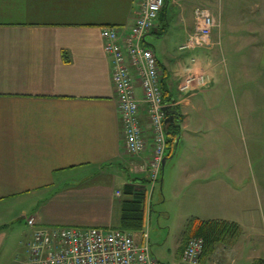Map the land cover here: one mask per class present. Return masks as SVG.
Masks as SVG:
<instances>
[{
	"label": "crops",
	"instance_id": "obj_1",
	"mask_svg": "<svg viewBox=\"0 0 264 264\" xmlns=\"http://www.w3.org/2000/svg\"><path fill=\"white\" fill-rule=\"evenodd\" d=\"M137 1L0 0V204L23 196L35 201L29 213L20 207L9 220H0V225L12 223L7 236L0 230V252L11 243L8 236L14 221L25 220L27 228L18 234L13 248L15 264L17 257H26L31 238L28 217L44 226L122 229L124 185L134 182L142 187V181L148 180L140 168L151 153L146 109L141 101L138 117L147 145L132 155L124 142L112 60L100 36L104 26L115 27L123 36L133 23ZM230 1L236 0H164L144 43L158 59L160 83L171 92L174 115L180 119V138L162 166L160 187L167 160L176 157L167 181L179 220L185 226L191 220L238 223L243 237L241 215L247 207L236 186L234 132L224 114L214 113L236 77L226 72L217 49L221 44L232 49L227 67L241 66L264 94V0L251 5L246 0L251 8L238 14ZM197 6L211 9L218 22L211 44L180 51L178 46L194 31ZM242 26L246 30L239 34L236 29ZM241 48L248 49L240 56L242 61L237 59ZM188 73H203L208 82L198 91L181 92L179 84ZM135 94L141 100L139 83ZM219 133L229 142L221 148L217 147L222 141ZM147 187H143V227L130 230L136 240L147 229V217L150 223L153 207L145 211ZM163 212L171 217L168 209ZM237 242L241 243L239 238L217 243L202 255L201 264H242L236 255L244 254L245 244ZM255 257L245 256V261L252 264ZM0 264L5 262L0 259Z\"/></svg>",
	"mask_w": 264,
	"mask_h": 264
},
{
	"label": "built area",
	"instance_id": "obj_2",
	"mask_svg": "<svg viewBox=\"0 0 264 264\" xmlns=\"http://www.w3.org/2000/svg\"><path fill=\"white\" fill-rule=\"evenodd\" d=\"M163 4L164 0H138L133 23L123 36L112 26L100 29L104 51L112 60L111 77L125 146L132 155L141 153L147 145L138 117L141 101L146 109L151 127V153L140 168L149 172L150 190L158 181L168 145L159 62L144 40ZM194 18V31L178 46L180 51L211 44L210 36L218 23L211 9L197 6ZM207 82L203 73H188L179 84V91L192 93ZM136 83L142 91L141 100L135 94ZM175 104L174 99L169 102V105ZM27 225L31 238L27 242L26 257H17V264H162L150 249L147 229L136 240L132 232L120 228L44 226L32 216L27 218ZM203 249L204 239L190 236L183 248L181 263L200 264Z\"/></svg>",
	"mask_w": 264,
	"mask_h": 264
},
{
	"label": "rangeland",
	"instance_id": "obj_3",
	"mask_svg": "<svg viewBox=\"0 0 264 264\" xmlns=\"http://www.w3.org/2000/svg\"><path fill=\"white\" fill-rule=\"evenodd\" d=\"M251 2H254V0H248L249 5H251ZM246 3V0H236L230 1L229 4L236 5V14H238L242 9L246 11L251 8ZM236 30H239V34H242L246 28L242 26ZM239 38V35L236 34V44L240 43L241 40ZM238 49L236 51H239ZM217 50L224 57L226 72H229L232 78L236 77V80H233L234 85L232 89L227 88L221 96L218 111L214 110L216 116L218 113H221L230 120L229 125L234 132L233 141L235 142L236 160L234 161V165L236 166V186L243 193L241 194L242 201H245V206L247 207V213L241 215L246 231L242 237L241 228V233L237 237L241 241V243L237 242V244H245V250L243 251L244 254L236 255V261L242 264H250L245 261V256L247 258L248 256L250 258L256 256L252 263L255 264L257 260H263L264 257V94H261V90L256 87V83L253 81L254 78L246 76L241 66H236V69L233 68L232 70H230L229 65L227 67L228 57L232 49L224 48L221 44V50ZM240 51L237 59L242 61V57L240 56L247 54L248 49L241 48ZM245 57L249 58V56ZM219 134L222 141H218L217 147L221 148L229 142L226 137L222 136L221 133ZM178 149L181 151L180 147ZM176 159L175 157L167 160L164 183L163 185L161 183V187L160 183H156L151 194L149 172H146L149 184L147 187L145 211H148L151 206L153 208L151 209L150 223L148 217L145 220V228H147L149 233L150 249L162 264H182L180 249L191 236V234L185 233L184 237L181 238L182 231L186 229L185 221L181 222L177 217L178 206L176 200L171 197V186L167 181L168 171L172 163L176 162ZM131 177H133V174H131ZM161 177L162 175L160 174L159 178L161 179ZM27 197L17 198L18 200L13 201V203L0 204V220H9L15 214L12 211L16 212L20 207H26L29 213V210L35 206V201H31ZM237 197L240 200V195L236 194ZM165 198L166 200H164ZM167 209L171 212V217H167L163 212ZM6 222L7 225H0V230L4 233V236H7L12 224L10 221ZM14 224L15 227H13L12 233L8 236L11 243H8L6 250L2 248L0 252V259L5 264H15L13 248L17 245L18 234L27 228L25 220L22 218L14 221ZM180 238L182 241L179 246ZM225 240L227 239H224L223 242Z\"/></svg>",
	"mask_w": 264,
	"mask_h": 264
},
{
	"label": "trees",
	"instance_id": "obj_4",
	"mask_svg": "<svg viewBox=\"0 0 264 264\" xmlns=\"http://www.w3.org/2000/svg\"><path fill=\"white\" fill-rule=\"evenodd\" d=\"M152 30V29H151ZM162 83L163 101L164 103L171 102V92L165 87L164 82ZM172 110L175 113V106H172ZM179 133L177 126L166 125L167 134V151L165 157H169L176 148L175 140ZM162 170V169H161ZM161 174V172H160ZM161 180L158 178L157 183ZM141 186L134 185V182L127 183L124 185V199L121 203V228L123 230H140L143 227L144 222V209L143 202L145 200V192L143 187L145 184H149V180L142 181ZM187 234L191 236H201L204 239V249L202 254L211 252L217 243L223 242L224 239H233L240 235L241 227L237 223L217 221V220H205V221H194L191 220L187 225ZM186 244V243H185ZM185 244L180 249V257L185 247ZM257 262V263H256ZM255 264H264L262 259L257 260Z\"/></svg>",
	"mask_w": 264,
	"mask_h": 264
},
{
	"label": "water",
	"instance_id": "obj_5",
	"mask_svg": "<svg viewBox=\"0 0 264 264\" xmlns=\"http://www.w3.org/2000/svg\"><path fill=\"white\" fill-rule=\"evenodd\" d=\"M163 110L165 111V115H166L164 123L165 124H171L173 126H177L178 128H180V119L174 115V112L172 110V106L164 105ZM179 138H180V134H178V136L175 140V144L178 143ZM165 161H166V157H164L162 165H164Z\"/></svg>",
	"mask_w": 264,
	"mask_h": 264
}]
</instances>
